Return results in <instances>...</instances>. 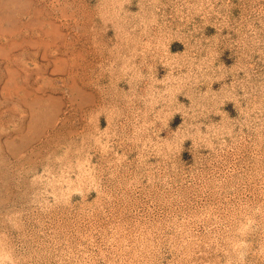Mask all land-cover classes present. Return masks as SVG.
I'll return each instance as SVG.
<instances>
[{
	"label": "rangeland",
	"instance_id": "374dc122",
	"mask_svg": "<svg viewBox=\"0 0 264 264\" xmlns=\"http://www.w3.org/2000/svg\"><path fill=\"white\" fill-rule=\"evenodd\" d=\"M0 264H264V0H0Z\"/></svg>",
	"mask_w": 264,
	"mask_h": 264
}]
</instances>
